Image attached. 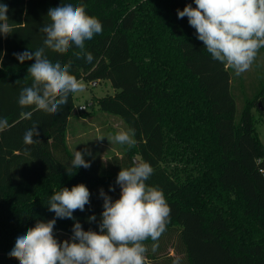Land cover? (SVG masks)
Returning a JSON list of instances; mask_svg holds the SVG:
<instances>
[{"label": "trees", "instance_id": "trees-1", "mask_svg": "<svg viewBox=\"0 0 264 264\" xmlns=\"http://www.w3.org/2000/svg\"><path fill=\"white\" fill-rule=\"evenodd\" d=\"M0 3L8 7L12 29L0 33V119L9 123L0 132V264H19L9 253L37 221L56 219L54 235L61 243L71 241L77 221L83 230L99 232L100 191L113 202L119 199L116 178L135 158L152 166L146 183L162 190L171 208L156 251L153 241L145 242V264H264V145L254 113L264 112L259 107L264 81L249 96L245 82L211 57L188 18L177 15L186 5L196 7L194 0ZM68 3L85 5L102 23V33L85 41L93 60L77 59L75 45L65 54L46 49V55L53 63L71 60L70 73L78 80L109 79L116 92L94 103L134 129L136 141L133 147L119 144L84 155L91 166L73 168L71 175L66 170L74 158L67 140L70 119L91 118L97 111H79L71 93L56 113L21 108L19 95L31 86L28 68L35 60L20 63L14 55L43 47L40 28L50 23L49 9ZM28 111L31 119L21 118ZM34 123L40 142L26 145L24 134ZM81 183L90 191L89 204L76 210L74 219L57 218L48 207L51 195Z\"/></svg>", "mask_w": 264, "mask_h": 264}, {"label": "clouds", "instance_id": "clouds-1", "mask_svg": "<svg viewBox=\"0 0 264 264\" xmlns=\"http://www.w3.org/2000/svg\"><path fill=\"white\" fill-rule=\"evenodd\" d=\"M194 3L196 7L189 4L178 10V18H188L197 38L214 60L233 69L237 76L249 71L264 48V0H194ZM7 12V5L0 3V33L4 35L12 32ZM48 18L50 23L40 28L45 34L43 47L14 55L20 63L35 60L28 68L31 86L22 88L19 106H34V110L52 114L68 102L70 93L83 92L85 85L70 73L71 60L53 63L46 49L65 54L75 45L79 51L73 55L91 63L93 55L85 50V41L102 33L103 26L98 18L87 14L83 4L68 3L51 8ZM31 117V111L21 113L23 119ZM8 128L7 119H0V132ZM37 128L38 124L34 123L25 132L26 145L40 142L34 139L39 136ZM134 134V129H121L112 140L133 147ZM73 155L71 167L66 169L69 175L73 168L91 166L84 159V153L75 150ZM153 171L148 162L133 160L132 166L121 168L116 178L121 188L119 199L113 202L101 189L104 210L99 232L85 231L77 221L71 241L61 243L54 235L56 219L37 221L26 234L17 237L9 256L19 264H145L148 252L145 242L153 241L152 251H156L155 242L166 231L171 213L163 191L146 183ZM90 195L83 183L70 190L64 187L51 195L48 207L57 218L74 219L73 213L84 211ZM95 219L94 215L89 217L90 222Z\"/></svg>", "mask_w": 264, "mask_h": 264}, {"label": "rangeland", "instance_id": "rangeland-1", "mask_svg": "<svg viewBox=\"0 0 264 264\" xmlns=\"http://www.w3.org/2000/svg\"><path fill=\"white\" fill-rule=\"evenodd\" d=\"M256 58L259 61L261 60L260 62H263L264 55L258 53ZM254 71L249 70L247 73L253 74ZM262 79H258L256 81V78L251 75L245 78L244 84L246 88L244 89H246L247 95L252 96L257 90H259V88L264 83L263 82L261 85H258L261 81H264V78ZM80 81L84 83L85 90L83 92L73 94L75 106L77 107L81 104H89L88 111H92L93 114V110L95 109L97 112L91 118L88 116H73V120H76V122L74 123L75 126L72 127L70 132V134L73 133V136L71 135L70 137L71 150L73 153L75 150L80 151L87 156L97 155V153L102 154L108 150L107 146L111 148L119 146V143L114 142L112 137L121 129L127 130V126L122 121V119H119V117L116 115L99 111L96 103H94L96 98L108 94H114L116 89L109 79H103L98 83L83 79ZM236 93L240 96V99H244V94L240 91L238 86ZM240 103L241 102L238 98V104L241 107ZM254 113L258 120L256 124L257 130L264 145V112H258L257 109H254ZM85 118H88V120L85 121ZM100 118L101 120H98ZM104 119H107V122ZM103 120L105 122H103ZM92 123L95 124L93 125Z\"/></svg>", "mask_w": 264, "mask_h": 264}, {"label": "crops", "instance_id": "crops-1", "mask_svg": "<svg viewBox=\"0 0 264 264\" xmlns=\"http://www.w3.org/2000/svg\"><path fill=\"white\" fill-rule=\"evenodd\" d=\"M259 54H263L264 55V48H262V49H260V51H259ZM261 61V60H260ZM257 58H256V60H255V62L253 63V65L251 66V71H254L253 72V74H251V73H247V72H245V73H242L241 75H239V76H237L236 74H235V72H234V70L233 69H231V68H229V67H227L228 69H229V71L231 72V76H232V78L233 77H238V78H240V79H242V81H245V78H247V77H249L250 75L251 76H254V78H256V81L258 80V79H262V78H264V60H263V62H260ZM263 80V79H262ZM98 82H100V81H97V83ZM77 108V107H76ZM88 120V118H85V121H87ZM76 122V120H73V119H70V123H69V126H70V128H69V131H68V137H67V140H68V144H69V146H70V148H71V143H70V137H71V135L73 134H70V132H71V129H72V127H74L75 126V123ZM93 125L95 124V123H92ZM73 136V135H72Z\"/></svg>", "mask_w": 264, "mask_h": 264}, {"label": "built area", "instance_id": "built-area-1", "mask_svg": "<svg viewBox=\"0 0 264 264\" xmlns=\"http://www.w3.org/2000/svg\"><path fill=\"white\" fill-rule=\"evenodd\" d=\"M88 107H89V104H81V105L78 106V110L79 111H85V110H88ZM258 162H261V159H259ZM260 170L262 172L264 171L263 168H260Z\"/></svg>", "mask_w": 264, "mask_h": 264}, {"label": "water", "instance_id": "water-1", "mask_svg": "<svg viewBox=\"0 0 264 264\" xmlns=\"http://www.w3.org/2000/svg\"><path fill=\"white\" fill-rule=\"evenodd\" d=\"M94 83H97V81H94ZM259 107L261 108V109H263L264 107H263V105H262V103H261V101L259 102ZM134 160H138V161H141L140 159H138V158H135Z\"/></svg>", "mask_w": 264, "mask_h": 264}]
</instances>
